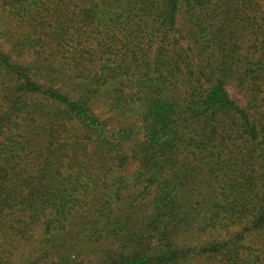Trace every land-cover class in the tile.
<instances>
[{
	"label": "trees",
	"instance_id": "1",
	"mask_svg": "<svg viewBox=\"0 0 264 264\" xmlns=\"http://www.w3.org/2000/svg\"><path fill=\"white\" fill-rule=\"evenodd\" d=\"M0 264H264V0H0Z\"/></svg>",
	"mask_w": 264,
	"mask_h": 264
},
{
	"label": "rangeland",
	"instance_id": "2",
	"mask_svg": "<svg viewBox=\"0 0 264 264\" xmlns=\"http://www.w3.org/2000/svg\"><path fill=\"white\" fill-rule=\"evenodd\" d=\"M230 95L233 97V98H238L239 99V96H237L236 94H235V92L234 91H232V90H230ZM20 251V250H19ZM25 252V251H24Z\"/></svg>",
	"mask_w": 264,
	"mask_h": 264
}]
</instances>
